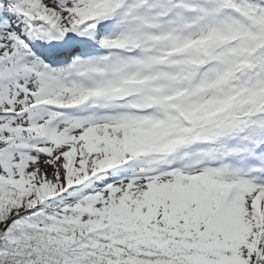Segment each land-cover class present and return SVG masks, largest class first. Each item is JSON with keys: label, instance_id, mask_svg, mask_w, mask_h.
Wrapping results in <instances>:
<instances>
[{"label": "snow or ice", "instance_id": "6c2138e0", "mask_svg": "<svg viewBox=\"0 0 264 264\" xmlns=\"http://www.w3.org/2000/svg\"><path fill=\"white\" fill-rule=\"evenodd\" d=\"M0 264H264V0H0Z\"/></svg>", "mask_w": 264, "mask_h": 264}]
</instances>
